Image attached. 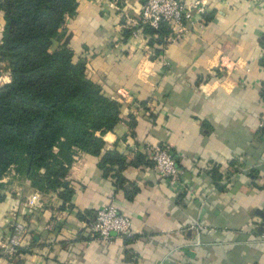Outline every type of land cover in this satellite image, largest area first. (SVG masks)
<instances>
[{
  "label": "crops",
  "instance_id": "obj_1",
  "mask_svg": "<svg viewBox=\"0 0 264 264\" xmlns=\"http://www.w3.org/2000/svg\"><path fill=\"white\" fill-rule=\"evenodd\" d=\"M142 2L94 0L66 23L87 78L145 102L143 110L127 105L116 130L126 138L118 149L135 195L126 198L98 158L82 152L68 176L76 184L72 207L59 210L55 194L4 178L14 187L0 199V264H264V0H206L209 19L193 12L159 55L148 35L123 38L130 22L138 26ZM3 26L0 9V42ZM9 81L0 61V85ZM113 139L105 137L103 152ZM158 145L173 152L183 184L163 181L153 166L130 165ZM108 205L131 222L128 235L112 233L110 242L87 226ZM19 222L22 253L12 256L2 246Z\"/></svg>",
  "mask_w": 264,
  "mask_h": 264
},
{
  "label": "trees",
  "instance_id": "obj_2",
  "mask_svg": "<svg viewBox=\"0 0 264 264\" xmlns=\"http://www.w3.org/2000/svg\"><path fill=\"white\" fill-rule=\"evenodd\" d=\"M0 9V61H8L10 76L9 83L0 85V199L7 187L2 180L12 175L41 195L55 194L59 210L72 207L76 184L68 176L78 152L98 158L102 175L131 199L137 189L122 174L128 164L118 149L126 138L116 134L121 103L87 78L86 59L74 53L63 27L65 15L75 13L76 0H0ZM201 16L209 19L205 12ZM137 28L149 36L150 47L157 45L154 55L172 32L166 21L156 28L139 22L125 29L123 38ZM126 125L134 128L133 116ZM108 134L114 135L113 149L103 152ZM130 165L153 163L137 152ZM19 253L22 247L12 256Z\"/></svg>",
  "mask_w": 264,
  "mask_h": 264
},
{
  "label": "built area",
  "instance_id": "obj_3",
  "mask_svg": "<svg viewBox=\"0 0 264 264\" xmlns=\"http://www.w3.org/2000/svg\"><path fill=\"white\" fill-rule=\"evenodd\" d=\"M119 0H112L117 3ZM206 0H192L186 3L183 0H145L141 6V22L148 23L156 28L161 21H166L171 29L184 28V21L192 18L193 12L203 14L205 12ZM142 33L141 28L132 32L133 37ZM172 39V38H170ZM249 72V70H246ZM123 98L124 94L121 95ZM260 126L264 122V87L262 88V113L260 117ZM149 160L153 163V168L158 176L171 185L183 184L185 181L184 172L177 166L175 156L169 146L158 145L152 149H146ZM263 184H264V177ZM91 233H97L101 240L110 242V236L115 233L117 236H126L130 232V218L122 215L112 205L105 206L95 212L94 217L87 224ZM194 228L197 231H203L204 226L196 224ZM25 233V227L21 223L15 224L13 232L10 234L7 242L2 246L8 254L13 255L17 248L22 246V239Z\"/></svg>",
  "mask_w": 264,
  "mask_h": 264
},
{
  "label": "rangeland",
  "instance_id": "obj_4",
  "mask_svg": "<svg viewBox=\"0 0 264 264\" xmlns=\"http://www.w3.org/2000/svg\"><path fill=\"white\" fill-rule=\"evenodd\" d=\"M106 1V0H105ZM112 1V0H111ZM144 1L142 2V5L144 4ZM94 0L92 1H88V0H76V9H75V13L74 15H65V19H64V24H63V27H65L66 31H67V28H66V23L69 21L70 18L74 17L76 14H77V11H80L82 9V7L84 6H89V4H93ZM113 3V2H112ZM137 15L139 16V20H136L138 22H141L142 18H141V14H140V11L139 13H137ZM135 19V18H134ZM132 22H130L129 24V27L132 28L131 26L134 27V25H131ZM135 24V23H134ZM128 30V28L126 29ZM135 30V29H134ZM68 32V31H67ZM57 41L54 40L53 41V44H52V47L55 48L56 45H57ZM151 51V50H149ZM146 54L148 56H150L151 54L150 53H147L146 51ZM151 57V56H150ZM1 62L4 63L5 67L7 66V69H8V61L3 59L1 60ZM139 72H141V70L139 69L138 70ZM93 78V77H92ZM90 80V79H89ZM92 81V80H90ZM2 82V81H1ZM93 82V81H92ZM94 83V82H93ZM96 84V83H95ZM99 85V84H98ZM100 86V85H99ZM103 91L108 94V95H111V96H114L116 99H118L121 103V106H122V110H125L127 105H137L139 108H141V110L144 109V103L145 102H141L137 99H134V97H132V95L129 93V91L127 89H119V90H113L111 87H106L105 85L101 86ZM119 91V92H118ZM124 94L125 97L123 98L121 95ZM12 187H14V184H7V187L5 188V190L2 191L5 192V191H9L12 189ZM91 221V220H90ZM21 223V222H19ZM23 224V223H21ZM15 225V224H14ZM26 229V228H25ZM13 232V227L11 228V233ZM25 234V233H24ZM24 236V235H23ZM90 236L93 237V238H97L99 240H101V238L99 237V235L97 233H90Z\"/></svg>",
  "mask_w": 264,
  "mask_h": 264
}]
</instances>
